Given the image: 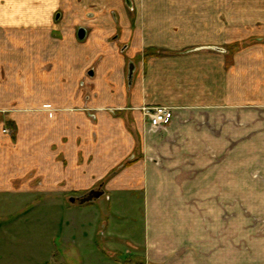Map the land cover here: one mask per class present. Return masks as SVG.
<instances>
[{
	"label": "crops",
	"instance_id": "0c3cea01",
	"mask_svg": "<svg viewBox=\"0 0 264 264\" xmlns=\"http://www.w3.org/2000/svg\"><path fill=\"white\" fill-rule=\"evenodd\" d=\"M67 2L73 24L85 19L77 28L86 31L82 43L71 24L63 41L49 38L62 30L55 21L61 0H0V65L19 70V80L10 79L0 94L27 95L22 78L37 76L44 53L53 51L54 66L50 82L34 90L53 97L36 107L21 102L36 116L12 114L15 139L0 135V264H264V198L255 214L261 220L246 227L237 248L236 168L220 164L229 158L226 144L251 135L254 115H260L254 124H264V101L251 98L252 76L264 83V52L257 58L227 53L239 41L264 43V37H236L257 24L264 31V10L242 6L249 15L235 16L221 32L220 14L227 12L215 1L164 0L134 5L132 12ZM144 50L151 55L139 61ZM128 62L136 66L131 89ZM154 106L172 111L157 133L141 112ZM113 110L123 118H113ZM129 119L143 161L104 185L105 206L101 198L71 203L131 155ZM120 194L140 200L141 231H124L129 218L115 207L129 200L114 198Z\"/></svg>",
	"mask_w": 264,
	"mask_h": 264
},
{
	"label": "rangeland",
	"instance_id": "374dc122",
	"mask_svg": "<svg viewBox=\"0 0 264 264\" xmlns=\"http://www.w3.org/2000/svg\"><path fill=\"white\" fill-rule=\"evenodd\" d=\"M131 1L134 5H149V4H155V3L162 4L164 2V0H131ZM206 1H215L222 11L225 10L227 12V13L220 14V24L224 28V30L221 29V32L229 30V23H231L234 20L235 16L239 18L245 15H249V12L245 14L241 13L242 6L247 7V8L256 9L254 10L255 14L259 12H263L264 10V0H206ZM75 3L81 9L88 8V7L95 8L94 6H99V5L101 6L106 5V6H110L113 8L116 5H121V4L125 5L124 0H75ZM232 7H237V10L236 11L232 10ZM69 9H70V6L67 0H61V7L57 11V15L55 16V21L60 24L62 30L60 32L51 31L52 33L49 35L50 39H53L54 41L59 40V42L63 41L64 32H66L65 29H67L68 26H70V24L73 26L72 29H70L71 34L74 33V30L80 27V24L82 26V23L85 21V19L82 22L76 19L73 24V21L69 19L70 17V14L68 12ZM82 17L85 18V16H82ZM71 18H73V16ZM259 26L260 25L257 24L252 30L242 31L243 34L236 35L237 39H241V38L245 39V37L249 35L264 37V31ZM240 32L241 31H237V33H240ZM226 40L228 39L225 38L224 41ZM77 41L80 43L79 40ZM248 41H249L248 39L245 41H239L238 43L245 42L244 43L245 45H242L243 43H241L240 44L241 46L239 47L237 46L236 50L233 49L235 51L227 50L228 51L227 53L236 52L234 53L235 55L247 54L248 56H251V57L254 56L257 58L258 54L261 51L264 52V43H256V45H249L250 43ZM52 52L53 51L49 53L48 52L44 53L43 60L45 61L42 62L43 66L36 71L37 76H32L31 72H28V74H26L22 78V81H24L28 87L27 95L9 94V93L0 94V135H8L11 138L15 139V136L17 134L16 123L9 118V116H11L12 114H31L33 113L30 116L32 117L36 116V113L38 111L34 109H24V108L20 109L19 106L21 102H24V103L32 102V105L36 107L39 105V102L46 100V98L50 99L51 97H53V94L51 93L34 91L35 84L38 83V84H41V86L45 87V85L50 82V75L53 74V68H54L53 62H51L50 60L51 55L53 54ZM143 55H145L146 57L147 55H149L150 57L151 52H148V50H144L143 53L141 54V57H139V61L140 60L142 61L141 58L146 59V57ZM226 61H227L225 62L226 64L232 63L231 58L226 59ZM241 63H244V62H241ZM253 63H258V62H253ZM143 66H142V69L144 71L145 66L144 67ZM111 67L113 68V65H109V68ZM18 73H19V70H17V67L9 69L7 65L5 67L3 65H0V91L3 90V87H5V85L10 84L9 83L10 79L13 78L14 81L19 80V77H16ZM252 73L255 74L256 72L253 70ZM126 74H127V68H126ZM255 79H258V78H254L252 76V93H251L252 101L253 103L260 102V101L263 102L264 101V95H263L264 94L263 93L264 83L262 82L260 83V81H257ZM238 80L239 79H237V81ZM78 88L83 89L82 82L78 85ZM260 91H262V94ZM81 96H82V93L78 92L77 94L73 95L72 98H74L76 102L75 98L78 99ZM61 111L63 112L64 110H61ZM82 112H84L87 117L91 115V112L89 111L83 110ZM111 116L115 119L123 118L122 112H118L114 110L111 111ZM259 117L260 115L253 116V119H252L253 128H252L251 135L250 136L249 135L237 136V140L234 143L228 144V147L226 144L225 153L227 154V152L230 150L229 158L225 157V158L220 159L221 165L223 164L229 165L230 167L235 166L236 168L235 181L237 183V188L235 189L234 193L236 197V225H237L236 246L237 248H241L244 245L245 240L247 239L248 235H245L246 227L257 226L258 222L261 220L259 216L257 217L255 216V214L260 215L259 210L261 209L262 206H259L260 204L259 199L264 198V124L263 122L261 126L256 123L254 124V121L256 120L259 121ZM263 117L264 116H261V118ZM236 118L237 120L241 119L240 114L238 115V112H236ZM125 127H126V130L133 136V140H134V148L131 152V155L127 158H124L119 164H117L112 169V171L109 172L107 176L100 183H98L95 189L99 188L100 185H102V188H103L104 185L108 181L115 178L124 169L135 165L139 161H143L142 159L143 157L141 154V141L138 135L135 134V130L134 128H132L130 119L128 120ZM166 128L167 126L161 130L149 129V131L151 133H157L159 131L166 130ZM5 130H6V133L4 134L3 131ZM238 130H240L239 125H237V131ZM260 130H262V133ZM243 138L244 139L247 138V139L244 140ZM248 138H250V140ZM51 150H56V146H52ZM59 158L62 159V157L60 156L57 158V160ZM247 183H252L256 186H253L252 189L241 188L243 187L244 184H247ZM130 195L132 194H120L119 196L115 195L114 198L116 199L119 198V199L124 200L126 198L129 200V204L127 206H124V207L119 206L115 208H117L118 210H122V212L124 211V215L129 218L127 222L124 224V231H129L131 227L134 228L135 232L137 228H138V231H141L142 229L141 202L138 198L136 199V197L130 196ZM100 201L103 206L107 204L104 197H102ZM253 239L258 240L259 238L256 237ZM125 250H126V247L123 246V249L121 251L122 252L121 256L123 255L122 257H124L123 258L124 261L128 257L127 255H124ZM238 256L239 255H237V257Z\"/></svg>",
	"mask_w": 264,
	"mask_h": 264
},
{
	"label": "built area",
	"instance_id": "2783aa9c",
	"mask_svg": "<svg viewBox=\"0 0 264 264\" xmlns=\"http://www.w3.org/2000/svg\"><path fill=\"white\" fill-rule=\"evenodd\" d=\"M142 113L152 130L165 128L169 124L172 115V111L165 107L142 108ZM3 133L5 134L6 130Z\"/></svg>",
	"mask_w": 264,
	"mask_h": 264
},
{
	"label": "water",
	"instance_id": "95a60500",
	"mask_svg": "<svg viewBox=\"0 0 264 264\" xmlns=\"http://www.w3.org/2000/svg\"><path fill=\"white\" fill-rule=\"evenodd\" d=\"M77 36L80 40H82L84 37V32L80 30ZM133 73H134V67L130 65L128 68V73H127V81H128L129 86H131V82L133 79ZM101 188H102V185H100L98 189L90 190L86 195H84L81 198H77V199L71 198L70 202L77 203L79 205H86V204L93 203L94 201L99 200L103 196L104 192L101 190Z\"/></svg>",
	"mask_w": 264,
	"mask_h": 264
},
{
	"label": "flooded vegetation",
	"instance_id": "af4514ba",
	"mask_svg": "<svg viewBox=\"0 0 264 264\" xmlns=\"http://www.w3.org/2000/svg\"><path fill=\"white\" fill-rule=\"evenodd\" d=\"M125 1V5H120V6H124V7H126V8H129L130 9V11L132 12L133 11V9H134V4L132 3V1L131 0H124ZM112 18H113V21L117 24V14H115V13H112ZM80 30H82L83 32H84V37H83V39L82 40H80L79 38H78V32L80 31ZM85 38H86V31L84 30V29H82V28H79V29H77V31H76V39L77 40H79L80 42H83L84 40H85ZM126 50V46H124L122 49H121V52L123 53L124 51ZM130 65H132V67H134V73H133V79H134V74H135V69H136V66H135V63H133V62H128V65H127V73H128V68H129V66ZM90 75H92V72H90L89 73ZM133 79H132V82H131V86H129L128 85V81H127V74H126V83H127V87L129 88V89H131L132 88V85H133ZM144 108H147V107H144ZM150 108V107H149ZM98 189V188H97ZM93 190V189H92ZM101 190L103 191V188H101ZM88 193V192H87ZM87 193H85L84 195H86ZM84 195H82L81 197H83ZM103 196H104V194H103ZM102 196V197H103ZM81 197H78V198H81ZM101 197V198H102Z\"/></svg>",
	"mask_w": 264,
	"mask_h": 264
}]
</instances>
